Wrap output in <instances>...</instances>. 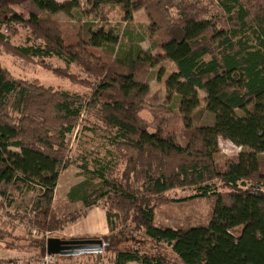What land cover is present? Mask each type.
Masks as SVG:
<instances>
[{"label":"trees","instance_id":"16d2710c","mask_svg":"<svg viewBox=\"0 0 264 264\" xmlns=\"http://www.w3.org/2000/svg\"><path fill=\"white\" fill-rule=\"evenodd\" d=\"M219 4L222 20L217 22L200 0H27L28 18L0 0L5 27L0 43L31 62L61 60L64 66L56 72L91 89L89 104L114 136L126 184L112 171L103 177L111 193L97 191V199H90L91 187L81 184L69 198L92 207L105 197L102 206L112 230L108 237L127 233L145 236L155 246L165 243L181 264H264V0ZM106 5L119 8L125 22L144 13L152 41L163 55L143 57L139 47L122 51L120 35L103 26L86 24L81 39L65 37L59 22L48 16H71L76 9L98 14ZM14 26L30 31L24 43H14L7 35ZM162 57L175 65L166 88L180 99L184 145L173 133L149 131L137 113L148 90L144 78ZM200 91L205 93L203 101ZM83 99L81 93L17 77L0 62V195L24 186L39 188L31 211L36 223L43 219L48 228L76 220L46 222L61 170L70 162V136ZM202 102L214 116L211 124L198 122ZM220 138L245 149L221 160ZM178 187H191L190 198L213 202L207 224H155L156 209L174 201L165 193ZM46 241L45 236L36 240L44 252ZM115 254L114 264H170L158 250L128 247Z\"/></svg>","mask_w":264,"mask_h":264},{"label":"rangeland","instance_id":"374dc122","mask_svg":"<svg viewBox=\"0 0 264 264\" xmlns=\"http://www.w3.org/2000/svg\"><path fill=\"white\" fill-rule=\"evenodd\" d=\"M6 1L11 9L21 13L26 18L29 17L24 8L27 0ZM80 1L82 4L85 3V0ZM200 1L211 9V13L217 22L222 20L219 0ZM243 2L249 4L255 0H243ZM48 16L59 22L65 37L74 35L77 39H81L85 35L86 24L92 25L91 28L103 26L107 29H114L120 35L122 51L137 50L139 47L143 50V57H146L148 53L154 56L163 55L161 49L155 46L152 41L150 20L142 12L128 22L122 19V11L119 8L110 5L104 6L98 14H85L76 9L73 10L71 16L64 12L48 13ZM1 20L2 14L0 12V32L5 30ZM7 33L14 43H24L30 36V31L22 26H14ZM245 35L249 37V32ZM254 43L255 40L252 39V45ZM106 50L99 49L97 51H102L104 56H108ZM0 62L17 77L32 80L55 90L78 92L85 97L80 102L82 110L77 126L70 136L72 137L68 152L70 162L61 170L51 215L46 222L51 225L53 219L76 217V220L67 222L59 229L45 227L42 225L45 222L43 219L40 220V224L36 223L35 216L31 211L32 203L39 194V188L24 186L18 190H8L4 196L0 195V229L3 232H0V259L4 260L5 264H114L116 250L138 247L149 252L158 250L170 264H181L171 248L165 243H159L155 246L145 236L127 233H121L119 236L114 235L113 238L108 237L112 230L107 226L105 219L102 220L105 227H100L103 223L101 224L99 220L100 216L96 212L94 213V211L102 212L103 210L106 213V208L103 209L102 206L105 204V197L99 198L97 204L92 207H88L85 201L81 199L70 200V191L75 189L78 192V187L81 184L91 187L90 199H97L98 193H111L112 188L103 177L104 175L109 176L112 171L115 179L126 184V178L123 174V159L121 153L116 149V145L113 144L114 136L101 122L98 110L89 104L92 98L91 89L74 84L56 72V67L64 66V63L59 59L47 58L31 62L26 58L13 55L0 43ZM174 70L175 65L167 58L162 57L160 63L147 73L144 80L148 82V90L143 93L142 106L137 113L147 123L149 131H158L163 135L173 133L184 145L185 140L182 136L184 126L179 114L180 99L177 95H169L166 88L167 78ZM199 94L203 101L205 93L200 91ZM158 109L163 111H158ZM198 110L201 114L198 119L200 124L213 123L214 116L205 110L204 102ZM219 147L221 160L232 158L245 149L224 138H220ZM0 190L4 191L3 189ZM192 193L191 187H178L166 192L165 195L174 201L156 209L155 224L175 228L207 224L212 216L213 202L205 198H190ZM106 207L109 208L108 205ZM92 208L94 209L92 210ZM90 210L91 212L88 213ZM29 216L33 217L32 221ZM94 224L100 227L99 231L106 228L105 231L88 233L90 226ZM40 236H45L46 239L52 236L61 238L95 236L101 238L105 244L99 252L73 256L56 255L46 259L47 251H42L36 243ZM128 264L139 263L130 262Z\"/></svg>","mask_w":264,"mask_h":264},{"label":"water","instance_id":"95a60500","mask_svg":"<svg viewBox=\"0 0 264 264\" xmlns=\"http://www.w3.org/2000/svg\"><path fill=\"white\" fill-rule=\"evenodd\" d=\"M104 244L101 238H61L52 236L47 239L46 250L48 254L73 256L99 252L103 249Z\"/></svg>","mask_w":264,"mask_h":264},{"label":"crops","instance_id":"0c3cea01","mask_svg":"<svg viewBox=\"0 0 264 264\" xmlns=\"http://www.w3.org/2000/svg\"><path fill=\"white\" fill-rule=\"evenodd\" d=\"M58 2H60L59 0H57ZM95 208V207H94ZM94 208H92V210L94 209ZM103 210V209H102ZM91 212V210L88 212V213H90ZM96 212V214H98V216H100V218H99V220L101 221V224L103 223V221L102 220H106V223H107V226L110 228V226H109V223H108V220H107V216H106V213H105V211L103 210L102 212H99V211H94V213ZM87 215H89V214H87ZM91 217V216H90ZM101 226H104L105 227V223H103L102 225H100V227ZM100 227H97L95 224L94 225H91L90 226V231L88 230L87 232L88 233H91V231L94 233V232H97V233H99V232H103V231H105V229L106 228H104V230L103 231H99V228ZM88 229H89V227H88ZM103 229V228H102ZM101 229V230H102ZM80 238H81V236H79ZM82 237H87V236H82Z\"/></svg>","mask_w":264,"mask_h":264},{"label":"built area","instance_id":"2783aa9c","mask_svg":"<svg viewBox=\"0 0 264 264\" xmlns=\"http://www.w3.org/2000/svg\"><path fill=\"white\" fill-rule=\"evenodd\" d=\"M55 256H56L55 254L46 253V259H50V258L55 257Z\"/></svg>","mask_w":264,"mask_h":264},{"label":"flooded vegetation","instance_id":"af4514ba","mask_svg":"<svg viewBox=\"0 0 264 264\" xmlns=\"http://www.w3.org/2000/svg\"><path fill=\"white\" fill-rule=\"evenodd\" d=\"M93 238H98V237H93Z\"/></svg>","mask_w":264,"mask_h":264}]
</instances>
